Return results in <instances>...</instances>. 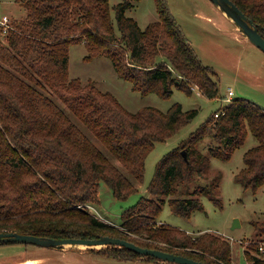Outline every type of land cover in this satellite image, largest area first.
Returning a JSON list of instances; mask_svg holds the SVG:
<instances>
[{
  "label": "trees",
  "instance_id": "obj_1",
  "mask_svg": "<svg viewBox=\"0 0 264 264\" xmlns=\"http://www.w3.org/2000/svg\"><path fill=\"white\" fill-rule=\"evenodd\" d=\"M21 1L25 17L0 32V231L54 238L109 234L209 264L230 263L228 238L210 231L189 234L157 217L165 202L189 217L203 209L200 195L215 199L222 173L211 168L210 157L229 159L248 131L258 143L244 153L234 178L254 191L264 183V108L233 97L224 113L214 111L157 161L150 196L122 210L119 225L126 231L121 230L86 205L99 201L101 182L119 200L137 191L155 143L190 122L197 110L180 103L167 110L152 105L127 110L93 81L69 76L70 45L83 42L87 60L107 56L116 74L142 94L168 97L174 87L190 93L196 86L216 98V72L198 57L166 0H155L159 18L144 28L125 14L130 0L113 5L115 22L109 0ZM232 1L264 36V0ZM158 56L164 60L157 62ZM208 133L212 143L204 152L197 145ZM256 231L264 235V221ZM259 246L247 252L249 264H264V244L263 250ZM103 250L141 257L126 247Z\"/></svg>",
  "mask_w": 264,
  "mask_h": 264
},
{
  "label": "rangeland",
  "instance_id": "obj_2",
  "mask_svg": "<svg viewBox=\"0 0 264 264\" xmlns=\"http://www.w3.org/2000/svg\"><path fill=\"white\" fill-rule=\"evenodd\" d=\"M124 0H109L111 16L115 22L113 5ZM131 5L125 14L133 17L141 28L159 18L155 0H130ZM168 6L181 25L186 37L198 57L216 72L219 96L208 98L196 86L188 93L174 87L168 97L150 92L142 94L132 89L131 83L118 76L112 62L105 55L84 59L87 54L83 42L70 45L68 71L70 77H79L83 82L91 80L102 91H109L129 111H137L146 105L167 110L172 104L180 103L183 109H196L197 114L187 124L181 126L172 136L155 143L145 160L144 177L141 183H136L137 191L126 199H116L110 188L103 182L98 187L99 201L87 204L86 208L100 219L118 226L121 212L135 204L141 196H150L148 185L153 177L157 161L170 149L187 138L214 111L227 105L223 99L227 87H231L234 97H246L256 101L264 108V51L236 30L226 15L212 0H166ZM6 15L13 20L23 19L26 9L21 0H0V17ZM11 27V28H12ZM162 56L156 58L163 61ZM55 100L50 91L47 92ZM59 102V101H58ZM212 143V135L208 133L197 145L201 151H207ZM258 141L250 131L245 141L236 147L227 160L210 157V165L218 169L222 177L218 183L216 198L202 194L200 200L202 210H195L189 217L178 215L171 211L168 202L162 205L157 217L158 223L164 222L189 234H199L204 231L219 233L229 239L232 249L231 262L218 260L220 264H249L247 252L252 254L256 243H264V235L256 231L264 221V183L255 191L236 181L234 174L244 166V153L257 145ZM121 167L119 162L115 161ZM124 172L125 169L121 167ZM203 183V180H198ZM237 218L239 225L232 227ZM258 225L254 227L253 223ZM260 232V233H257ZM117 247L112 245H69L64 247L44 246L20 241L0 243V264H14L31 258L35 264H158L152 258H123L108 253L104 248ZM32 261H27L30 264ZM165 264H179L165 261ZM32 264V263H31Z\"/></svg>",
  "mask_w": 264,
  "mask_h": 264
},
{
  "label": "water",
  "instance_id": "obj_3",
  "mask_svg": "<svg viewBox=\"0 0 264 264\" xmlns=\"http://www.w3.org/2000/svg\"><path fill=\"white\" fill-rule=\"evenodd\" d=\"M217 7L238 27L241 33L253 44L264 51V36L258 30L257 24L248 17L232 0H212ZM186 157V152L182 151ZM238 219L235 218L232 227L238 226ZM20 241L25 243H34L44 246L64 247L66 244L78 245L85 244L88 247L97 245H112L126 247L141 256H153L159 261H172L179 264H209L202 260H197L184 254L173 253L159 248L141 246L125 238L101 234L94 238L83 237H46L35 234L20 233L14 230L0 231V242Z\"/></svg>",
  "mask_w": 264,
  "mask_h": 264
},
{
  "label": "built area",
  "instance_id": "obj_4",
  "mask_svg": "<svg viewBox=\"0 0 264 264\" xmlns=\"http://www.w3.org/2000/svg\"><path fill=\"white\" fill-rule=\"evenodd\" d=\"M10 18L6 15H3L0 17V32L1 33H6L9 29H11V23H10ZM234 97V92L231 87H227L226 89V94L224 95V101L227 102V104L232 100ZM224 113V106L220 108V110H216L214 112L215 116H219L220 114ZM264 244V243H263ZM263 244L259 246L260 250H263Z\"/></svg>",
  "mask_w": 264,
  "mask_h": 264
},
{
  "label": "crops",
  "instance_id": "obj_5",
  "mask_svg": "<svg viewBox=\"0 0 264 264\" xmlns=\"http://www.w3.org/2000/svg\"><path fill=\"white\" fill-rule=\"evenodd\" d=\"M225 15V14H224ZM227 17V16H226ZM227 19L232 23V21L227 17ZM236 27V30H239L237 26ZM239 32L241 33V31L239 30ZM242 34V33H241ZM245 37V36H244ZM246 38V37H245ZM145 256H141L140 258H144ZM27 261H32L30 262V264H35L36 260L35 259H31V258H28V259H25L22 261H19V262H15L14 264H26ZM154 262L158 263V264H165L166 262L165 261H159V260H153Z\"/></svg>",
  "mask_w": 264,
  "mask_h": 264
},
{
  "label": "bare ground",
  "instance_id": "obj_6",
  "mask_svg": "<svg viewBox=\"0 0 264 264\" xmlns=\"http://www.w3.org/2000/svg\"><path fill=\"white\" fill-rule=\"evenodd\" d=\"M81 245H85V244H81Z\"/></svg>",
  "mask_w": 264,
  "mask_h": 264
}]
</instances>
